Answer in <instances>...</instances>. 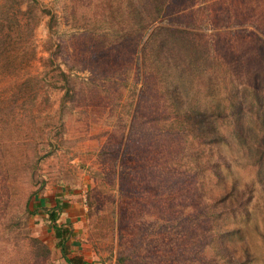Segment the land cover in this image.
Wrapping results in <instances>:
<instances>
[{
  "label": "rangeland",
  "instance_id": "1",
  "mask_svg": "<svg viewBox=\"0 0 264 264\" xmlns=\"http://www.w3.org/2000/svg\"><path fill=\"white\" fill-rule=\"evenodd\" d=\"M67 259L264 264V0H0V264Z\"/></svg>",
  "mask_w": 264,
  "mask_h": 264
},
{
  "label": "trees",
  "instance_id": "2",
  "mask_svg": "<svg viewBox=\"0 0 264 264\" xmlns=\"http://www.w3.org/2000/svg\"><path fill=\"white\" fill-rule=\"evenodd\" d=\"M62 209V206L55 201V204L51 208H46L47 213L49 215V220L51 222V227L54 232V236L58 240V245L60 247L61 252L63 254L66 253V242L71 236V232L68 227L65 225H61L57 222L59 211ZM69 264H72L70 259H67Z\"/></svg>",
  "mask_w": 264,
  "mask_h": 264
}]
</instances>
